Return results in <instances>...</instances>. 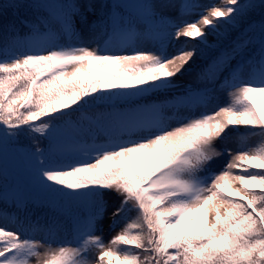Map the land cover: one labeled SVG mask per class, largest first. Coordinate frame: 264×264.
Listing matches in <instances>:
<instances>
[{
    "label": "snow or ice",
    "instance_id": "obj_1",
    "mask_svg": "<svg viewBox=\"0 0 264 264\" xmlns=\"http://www.w3.org/2000/svg\"><path fill=\"white\" fill-rule=\"evenodd\" d=\"M9 150L0 264H264V0H0Z\"/></svg>",
    "mask_w": 264,
    "mask_h": 264
},
{
    "label": "rangeland",
    "instance_id": "obj_2",
    "mask_svg": "<svg viewBox=\"0 0 264 264\" xmlns=\"http://www.w3.org/2000/svg\"><path fill=\"white\" fill-rule=\"evenodd\" d=\"M201 2L204 4H210V3L215 2V0H212V2H210V0H207V1L201 0ZM192 19H195V17H192ZM198 63H203V61H198ZM191 80H192V77H184L182 80V83H186V82H189ZM225 101H226V97L221 100V103H224ZM239 131L244 132L246 130L240 129ZM233 135H235V133H233ZM255 142H256L255 140L252 141V143H255ZM224 147H225L224 144H220L218 142V148L223 149ZM227 147L231 148V149H236L237 145L235 143L229 141L227 143ZM2 155H3V158L5 160V163L10 168L14 169L17 173H21V174L24 173V175H25L26 161L24 160V158L19 153H15V152H12L11 150H9L7 152L2 151ZM226 160H227L226 156L219 159L214 165L215 170L219 171L224 166ZM108 223H110V218L108 221L105 222L104 238L106 241L108 239H110L111 236L115 235L116 232L119 231V228H116L115 231H109Z\"/></svg>",
    "mask_w": 264,
    "mask_h": 264
},
{
    "label": "trees",
    "instance_id": "obj_3",
    "mask_svg": "<svg viewBox=\"0 0 264 264\" xmlns=\"http://www.w3.org/2000/svg\"><path fill=\"white\" fill-rule=\"evenodd\" d=\"M38 139H40V146L46 147L47 142L45 140H43L42 138L38 137ZM30 144H31V141H29L28 139H25V138H21V145H30ZM0 170H6L10 177L23 178V176H24L23 173L22 174L17 173L14 169L10 168L5 163V160H4L3 155H2V151H0ZM41 211H42L41 209H37L36 214L40 215ZM8 226L11 227L12 225H8Z\"/></svg>",
    "mask_w": 264,
    "mask_h": 264
},
{
    "label": "bare ground",
    "instance_id": "obj_4",
    "mask_svg": "<svg viewBox=\"0 0 264 264\" xmlns=\"http://www.w3.org/2000/svg\"><path fill=\"white\" fill-rule=\"evenodd\" d=\"M202 1H207V0H202ZM210 2H212V0H210Z\"/></svg>",
    "mask_w": 264,
    "mask_h": 264
}]
</instances>
